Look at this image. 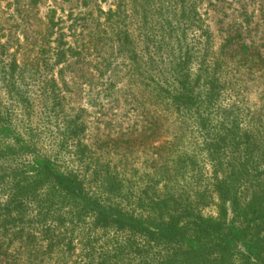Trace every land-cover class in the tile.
Here are the masks:
<instances>
[{
  "label": "trees",
  "instance_id": "trees-1",
  "mask_svg": "<svg viewBox=\"0 0 264 264\" xmlns=\"http://www.w3.org/2000/svg\"><path fill=\"white\" fill-rule=\"evenodd\" d=\"M144 1L165 12L161 0ZM188 1L163 2L179 16L183 44L187 31L194 44L161 41L158 53L169 55L156 69L131 33L118 30L120 8L105 15L116 27L111 49L165 118L161 144L155 115L134 138L89 142L78 110L46 146L35 118L41 108L44 115L61 108L62 70L33 93L29 82L39 73L0 40L3 264H264V103L250 107L244 95L250 83H264V52L243 7L245 19L227 24L214 48L201 0ZM51 14L47 58L67 68L79 50L67 46ZM164 15L162 26L171 28Z\"/></svg>",
  "mask_w": 264,
  "mask_h": 264
},
{
  "label": "rangeland",
  "instance_id": "rangeland-1",
  "mask_svg": "<svg viewBox=\"0 0 264 264\" xmlns=\"http://www.w3.org/2000/svg\"><path fill=\"white\" fill-rule=\"evenodd\" d=\"M163 1L164 13L158 4L153 6L144 0H0L1 42L7 41L10 52L15 51L19 61L26 64L28 70L33 68L39 73L33 82H29L30 90L34 93L41 86L39 82L43 78L52 74L59 77V70H62V82L66 86L61 88L62 83L59 86L61 108L45 115L41 108L35 118L45 137L46 146L62 130L63 118L76 116L78 110L84 111L83 120L89 128L86 133L89 142L99 144V141L134 138L154 115L160 118L159 124L164 126L158 143L167 139L164 133L165 118L144 102L146 97L141 94L140 87L127 74V64L111 49L112 34L116 27L112 28L105 22L109 10L120 8L124 15L117 21L118 30L131 33L139 52L154 58L153 67L156 69L169 55L164 50L158 53L161 41L178 46L175 43L178 40V44L181 41L182 46L190 49L195 40L194 32L187 31L183 44L181 31L184 27L181 25L179 31L175 26L178 23L175 18L179 16L171 17L170 7ZM188 3L192 7L198 0ZM242 7L247 15L252 16L248 28L250 38L264 52V0H201L198 10L204 24L210 27L216 48L227 24L245 19L240 14ZM51 12H55L54 25L62 30L67 46L79 50L77 57L68 59L67 68L65 65L56 66L54 61L47 58L51 55L49 48H54L55 38H49L45 32ZM160 13L169 18L171 28L162 26ZM244 95L250 107L256 105L262 109L264 83H250ZM112 157L116 158L115 155ZM2 262L0 260V264Z\"/></svg>",
  "mask_w": 264,
  "mask_h": 264
}]
</instances>
